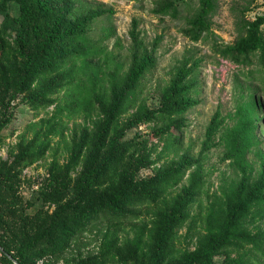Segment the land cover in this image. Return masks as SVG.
<instances>
[{
	"label": "rangeland",
	"instance_id": "374dc122",
	"mask_svg": "<svg viewBox=\"0 0 264 264\" xmlns=\"http://www.w3.org/2000/svg\"><path fill=\"white\" fill-rule=\"evenodd\" d=\"M44 2L50 11L32 10L24 25L20 0H0V125L11 120L0 133V241L13 254L22 243L53 244L48 252L30 255L27 264H188L187 254L196 251L207 232H220L225 222L234 221L233 230L257 229V205H251L250 214L234 208L249 206L246 192L234 198L232 209L210 222L211 212L239 190L241 176L224 159V146L207 150L204 143L216 114L222 121L217 143L242 120L241 108L249 103L245 87L252 83L247 79L250 70L256 72L253 86L264 104V72L258 59L252 66H239L213 50L214 42L238 40L244 8H251L246 14L250 20L264 16V0H215L211 30L198 40L187 34L198 0ZM170 3L177 4L179 13L161 15ZM59 16L68 22L93 18L87 37L75 45L96 57L72 59L19 92L24 60L18 41L25 52H37L42 38L34 35L33 25L45 34ZM145 56L155 61L154 68L136 88L127 87L134 59ZM182 77L192 83L191 97L198 102L180 116L184 124L138 121L158 110L169 86ZM59 84L66 87L56 93ZM120 99L123 107L115 118L112 109ZM43 100L52 104L40 105ZM258 113L255 134L260 145L249 155L257 173L252 182L259 179L264 158V110ZM119 152L123 157L118 161ZM185 154L190 168L184 177L152 202L123 206V221L100 217L65 246L56 245L58 229L86 201L112 197L132 181L159 184V177L178 168ZM90 168L98 176L88 185L83 177ZM194 185L197 191L188 200L186 192ZM168 226L174 237L163 241ZM236 252L229 248L231 257ZM213 259L224 264L225 252ZM0 264H9L1 253Z\"/></svg>",
	"mask_w": 264,
	"mask_h": 264
},
{
	"label": "trees",
	"instance_id": "16d2710c",
	"mask_svg": "<svg viewBox=\"0 0 264 264\" xmlns=\"http://www.w3.org/2000/svg\"><path fill=\"white\" fill-rule=\"evenodd\" d=\"M199 9L197 13L188 21L189 29L187 34L191 36L194 34V39L198 40L202 37L203 33L210 32L212 24L211 17L215 13L216 3L215 0H198ZM22 10V23L25 25L26 18L32 10H37L41 14H46L50 11L49 6L44 0H20ZM251 11V8H244L240 19V33L239 38L234 44H222L214 42V53L223 59L230 60L239 66H252L254 58L259 61L260 71L264 72V16H258L255 20H250L246 14ZM179 13L177 4L170 3L164 6L160 14L163 16H176ZM92 17L79 18L77 20L69 21L65 16L58 17L48 32L43 34L42 28L38 24L33 25L34 35L37 38H42L40 49L34 53H27L24 51L21 41L19 55L24 60L23 74L19 79V89L21 92L27 89L32 82L37 78L48 75L49 73L60 71L64 68V64L72 59H81L87 61L96 57L97 55L90 50H82L75 45L77 40H83L87 37L89 27L92 22ZM192 37V36H191ZM44 61V62H43ZM45 63V64H42ZM41 64V65H40ZM37 68V66H39ZM155 66V61L149 56L144 58H135L129 74L127 87L136 88L138 84L144 79L146 74L150 72ZM70 71L65 72L68 74ZM256 72L250 70L247 74V79L252 83L247 84L245 89L248 91L249 103L245 108H241L242 120L239 124L225 134L216 142V137L220 132L222 125L221 117L216 114L209 124L206 132V142L204 148L210 150L212 146L222 145L225 148L224 159L229 160L238 170L241 176V183L239 190L235 191L233 195L228 198L229 203L225 206H220L215 212H211L208 216L210 222L212 218L216 220L223 213L232 209L234 198L241 199L244 192L248 197V207H234L236 212L248 210L251 213V205H257L260 209L253 214L256 228L253 230H233L234 221H227L221 226L220 232L209 231L208 236L203 237L197 245L195 252L187 254L186 260L188 264H216L213 257L221 252H225L224 264H264V158L259 173V179H255L256 170L250 165L249 155L258 148L260 143L257 141L255 134L258 129V120L256 115H260L258 111L264 110L258 90L253 86L257 81ZM188 78V77H187ZM186 77L178 78L175 80L163 95L161 105L156 111H149L140 116V122H149L152 120H159L165 125L184 124L180 116H184L189 109L198 105V102L191 97L192 83H187ZM76 77L73 76V83ZM248 81V82H249ZM263 82V81H262ZM71 84V85H72ZM66 86L59 84L56 86L57 92L64 89ZM259 96V97H258ZM125 97L122 96V100ZM118 100L112 109V116L115 118L121 114L119 111L123 106L120 105L121 101ZM32 101V103L36 104ZM52 102L43 100L40 105H50ZM262 113V112H261ZM247 114H250L246 118ZM152 117H155L152 119ZM11 125L9 118L5 119L0 125V133L3 129H7ZM168 127V126H167ZM45 148L40 151L44 152ZM123 154L121 152L115 155L116 160H121ZM189 156L182 157L181 165L174 171L168 172V176L164 173L159 177V184L143 181V182H130L123 190L109 198H98L86 201L79 210L74 212L73 219H67L63 226L58 229V237L60 241L56 243L57 246H65L68 241L78 237L93 221L98 218L104 220L111 218V220L123 221L126 218V212L123 206H136L152 202L159 193L167 186L172 185L176 181H180L185 172L190 168ZM98 176L93 169H88L83 182L85 184H93ZM197 186H192L191 190H187L186 198L190 200L193 193L197 191ZM236 192L238 195H235ZM234 206V205H233ZM234 212V213H236ZM254 224V225H255ZM170 237L172 241V230L168 226L161 238L163 241ZM169 239V238H168ZM47 242H29L22 243L18 248L16 254L4 242L0 241V253L4 260L12 264L16 261L18 264H27L30 255L42 254L48 252L55 247ZM236 249V257H231L229 248Z\"/></svg>",
	"mask_w": 264,
	"mask_h": 264
},
{
	"label": "water",
	"instance_id": "95a60500",
	"mask_svg": "<svg viewBox=\"0 0 264 264\" xmlns=\"http://www.w3.org/2000/svg\"><path fill=\"white\" fill-rule=\"evenodd\" d=\"M16 264H18L16 261H14Z\"/></svg>",
	"mask_w": 264,
	"mask_h": 264
}]
</instances>
